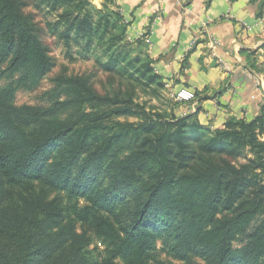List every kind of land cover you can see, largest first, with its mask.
Here are the masks:
<instances>
[{
  "label": "trees",
  "instance_id": "trees-1",
  "mask_svg": "<svg viewBox=\"0 0 264 264\" xmlns=\"http://www.w3.org/2000/svg\"><path fill=\"white\" fill-rule=\"evenodd\" d=\"M251 3L263 17L264 0ZM42 23L120 86L100 94L89 77L60 75L43 93L46 104L17 105V91L36 90L56 66ZM129 25L117 0H0V78L9 81L0 87V177L14 187L62 182L75 201L69 224L94 230L104 264H166L158 241L187 264H264V103L253 119L233 116L214 129L199 110L177 115L179 102L142 101L140 91L159 100L167 87L151 55L134 54L144 40L130 41ZM52 206L19 219L12 244L0 248L3 264L50 257L37 236L57 216ZM51 264L99 263L76 249Z\"/></svg>",
  "mask_w": 264,
  "mask_h": 264
},
{
  "label": "crops",
  "instance_id": "crops-1",
  "mask_svg": "<svg viewBox=\"0 0 264 264\" xmlns=\"http://www.w3.org/2000/svg\"><path fill=\"white\" fill-rule=\"evenodd\" d=\"M131 41L146 40L167 91H204L175 112H198L201 123L223 128L230 117L253 119L264 103V74L249 65L264 61V16L251 0H117ZM214 40H218L216 45ZM241 50L253 53L250 57ZM188 57V65L183 67Z\"/></svg>",
  "mask_w": 264,
  "mask_h": 264
},
{
  "label": "rangeland",
  "instance_id": "rangeland-1",
  "mask_svg": "<svg viewBox=\"0 0 264 264\" xmlns=\"http://www.w3.org/2000/svg\"><path fill=\"white\" fill-rule=\"evenodd\" d=\"M93 2L96 6L101 7L103 0H93ZM39 17L42 19L41 16ZM52 19L50 18V20ZM40 25L41 38L48 45L51 55L55 58L56 66L36 90L28 91L20 89L17 91L15 96V103L17 105L46 104L47 101L44 100L46 98L43 97V93L53 87L52 80L60 75L89 77L93 88L100 94H105L120 86L121 81L118 76L110 75L101 70L93 58L85 57L80 53L79 47L75 43L71 47H68L56 35L50 33L44 23ZM133 47L135 50L134 54H149V44L146 40L142 43L134 44ZM257 60V58L252 57L249 65L250 63L259 64ZM259 68L264 69V61L259 64ZM8 82V80L0 78V87L6 85ZM139 93L142 101L148 100L150 103L167 109L177 102L174 98V93L169 90L167 91V89L164 92V96L159 100L151 98L141 91ZM31 184L32 186L23 185L14 187L4 177H0V248L8 249L12 244V233H14L16 224L21 217L38 215L42 204L49 206L51 203L53 205L52 211H55L57 216L47 219L44 228L37 236L39 244L46 247L50 256L44 258L45 260L43 259L44 261L41 264H51L54 260L61 259L76 249L80 255L85 254L96 259L99 264H104L106 256L105 246L94 230L79 221L73 225L69 224L66 209L73 205L75 201L70 200L66 190L61 188L62 182L59 184V189L45 188L37 181L31 182ZM69 233H74V236L72 234L68 235ZM60 244L63 245L58 248ZM242 244V241L236 242L238 246ZM155 255L166 264H187L186 261H182L171 255L165 249L162 241L157 242ZM190 260L196 263L202 262L199 257L194 256L190 257ZM118 262L117 264H123L121 261ZM0 264L3 263L0 261Z\"/></svg>",
  "mask_w": 264,
  "mask_h": 264
},
{
  "label": "built area",
  "instance_id": "built-area-1",
  "mask_svg": "<svg viewBox=\"0 0 264 264\" xmlns=\"http://www.w3.org/2000/svg\"><path fill=\"white\" fill-rule=\"evenodd\" d=\"M216 45L219 44L218 40H214ZM174 98L179 103H196V91L190 87L182 86L175 93Z\"/></svg>",
  "mask_w": 264,
  "mask_h": 264
}]
</instances>
